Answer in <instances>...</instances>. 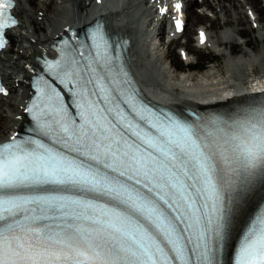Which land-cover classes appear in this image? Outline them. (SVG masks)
<instances>
[{
	"label": "snow or ice",
	"instance_id": "obj_1",
	"mask_svg": "<svg viewBox=\"0 0 264 264\" xmlns=\"http://www.w3.org/2000/svg\"><path fill=\"white\" fill-rule=\"evenodd\" d=\"M12 7L0 0V48ZM91 40L94 55L47 62L72 85L76 115L44 80L25 109L52 146L0 145V264H225L241 204L264 179V108L196 124L158 115L121 78L103 32ZM233 264H264V211Z\"/></svg>",
	"mask_w": 264,
	"mask_h": 264
},
{
	"label": "bare ground",
	"instance_id": "obj_2",
	"mask_svg": "<svg viewBox=\"0 0 264 264\" xmlns=\"http://www.w3.org/2000/svg\"><path fill=\"white\" fill-rule=\"evenodd\" d=\"M104 1L105 6H107L104 11L108 12V15H104L102 12L103 7L101 5ZM156 1H153L151 9H147L144 0H18L16 10L22 24L11 31L12 47L4 52L3 59L4 66H6V89H9V94L0 96V117L3 120L0 125V138H4L5 135L14 133L18 129L22 130L23 128V122L26 121L24 105L31 95L29 80L33 73L32 71L36 68L35 56L49 50L48 41H50V36L54 35L53 37L56 38V35L61 33L68 25L78 28L85 27L98 16L104 17L108 28L115 36L120 37L126 34L130 38L132 45L129 48L127 59L141 81L143 88L145 90L147 88L146 91L152 93L155 98L162 99L166 105H172L179 109H182V105H179V103L186 100L187 95L199 100L202 95H209L210 89L217 88L219 85L217 81L231 82L236 88L237 86H241L242 83H246L242 81L243 67L258 61L264 62V50L254 56H247L248 52H245L246 54L242 58H228L224 66L225 72L223 69H219L217 74L205 72L201 75L188 76L185 80L187 84H183L180 78L175 80L167 78L166 74L162 71V66H160L158 59L153 56V58L147 57L150 44L146 46L147 38L145 36L150 37V34H155L148 27L154 26V30L155 28L159 30L160 27L156 25L159 23L156 20V14H158V17L161 14L158 10L166 7L170 11L169 0H159V3L167 1L164 5L162 3L158 5ZM194 1L196 0H189L190 3H194ZM215 1H217L220 7H223L222 9L227 14L228 18L225 24L233 23L234 20L232 18L234 14L227 7L226 2H230L234 10H237L243 4V1ZM246 1L247 4L251 5L250 9L256 14V19L252 20L248 15L249 10L246 11L248 21L258 26L259 37L264 40V17L260 19V15L263 16L262 12L264 11L263 0ZM50 5L53 6L51 12ZM204 6L209 9H218L217 6H213L210 0H206ZM187 8L189 9V6ZM40 12H46L47 14L43 15L44 18H40ZM123 12L125 14H122ZM205 16V13L199 12L198 14L195 10L190 9L189 16L184 18V21L188 23L189 20L191 24H194L196 20L199 21L205 18ZM219 16L217 13L216 19L220 20ZM163 18L164 16H162ZM236 19L239 23H245L241 17ZM42 25H45L46 28L42 27ZM41 33L44 34L42 35ZM143 34H145L144 37L142 36ZM233 36V31L227 30L222 34L220 40L216 41L211 34L206 44L217 43L218 46L227 45L235 40L232 39ZM179 41L180 39L176 40L175 43ZM245 45L251 48L253 44L249 41ZM175 66L182 68L176 62ZM189 82L193 86H188ZM176 88H179L182 92L177 93ZM262 90H264V83L258 87V91ZM216 96L220 97L218 94ZM211 101L206 100L205 102ZM187 104L192 108L205 109L204 106L197 104L196 100L190 101ZM6 129L8 133L4 134Z\"/></svg>",
	"mask_w": 264,
	"mask_h": 264
},
{
	"label": "rangeland",
	"instance_id": "obj_3",
	"mask_svg": "<svg viewBox=\"0 0 264 264\" xmlns=\"http://www.w3.org/2000/svg\"><path fill=\"white\" fill-rule=\"evenodd\" d=\"M148 1L149 0H144V4H147ZM205 1L206 0H196L194 1V3L189 2V9H187L186 12L188 16L190 9L195 10V12L198 14L199 12L205 13L206 16L199 21L196 20L194 24H191V22H189L188 20V29L186 28L184 34L180 38H177V40L180 39V41L178 42L179 44L175 43V41H170V43L167 44V36L164 39L161 38V35L159 34H165V29L162 22L156 24L157 27H160L159 30L157 28H155L154 30V26L148 27L150 28L149 30L155 32V34L157 35L150 34V37H148L150 39V41H148V44H150V50L147 54V57L149 58L153 56L158 59L160 66H162V71L164 72V74H166L167 78L169 77V79L175 80L177 78H180L183 84H187L185 80L188 76L201 75L205 72L209 74H217L219 69H223L225 72L224 66L226 64V60L228 58L230 59V57L242 58L244 57V54H246L245 52H248L247 56H254L264 50V40L259 37V30L254 29V24L248 21L246 11L251 8V5L247 4L246 0H242L243 4L240 5L239 9L237 10H234L230 2H226L227 7H229V9L234 14L232 18L234 22L228 25L225 24V21L228 17L227 14H225L224 9H222L223 7H220L217 1L210 0L213 6H217L218 9H209L208 7L204 6ZM50 8L51 12L53 6L50 5ZM217 13L220 15V20L216 19ZM256 13L258 14V12ZM262 13L263 16L260 15V19L264 17V11ZM46 14V12H40L39 17L44 18L43 15L45 16ZM239 17L243 18L245 23H239L236 19ZM46 25L48 24L46 23ZM202 25L207 27L210 35L212 34L214 40L216 41H219L222 37V34L227 30L233 31L234 36L232 39L235 40L223 46H218L217 43H210L209 47L205 48L204 50H197L195 44L198 38V29ZM42 27L46 28L45 25H42ZM41 34L43 35L44 33ZM151 39H154L155 43L151 41ZM249 41H251L253 44L251 48L245 45V43ZM181 48H186V50L189 49L190 51H188L189 57L186 61L182 59L179 53ZM175 62L178 63L182 68L176 67ZM190 62H193L195 64L187 66V64ZM253 72L255 74L264 73V62L258 61L256 63H250L249 65L243 67L242 81H244L247 76L249 77ZM190 85L193 86L191 82L188 83V86ZM176 92L181 93L182 90L176 88ZM2 121L3 120L0 117V125ZM5 133H8L7 129L5 130L4 134Z\"/></svg>",
	"mask_w": 264,
	"mask_h": 264
}]
</instances>
